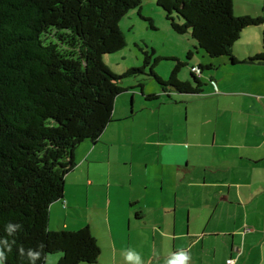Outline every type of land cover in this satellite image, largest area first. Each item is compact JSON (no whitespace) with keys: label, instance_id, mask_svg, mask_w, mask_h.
<instances>
[{"label":"trees","instance_id":"obj_1","mask_svg":"<svg viewBox=\"0 0 264 264\" xmlns=\"http://www.w3.org/2000/svg\"><path fill=\"white\" fill-rule=\"evenodd\" d=\"M155 1L171 29L189 33L206 54L201 57L207 62L191 65L189 79L178 78L185 64L179 59L167 78L157 75L153 66L159 58L152 56V47L141 49L140 67L121 75L104 64L103 54L125 45L118 23L128 10L136 8L154 28L151 18L141 15L143 0H0V249L5 241L12 245L4 264H29L18 249L40 250L41 244L36 264H45L53 254L58 264L98 260L100 246L88 225L50 229V205L64 196L77 146L97 142L113 120L118 94L125 90L118 83L121 77L149 66L167 101L177 103L172 91L201 95L207 82L214 83L221 57L229 63H264V44L244 59L233 54L244 29L264 23V4L252 16L235 15L233 0ZM206 71L211 75L204 80ZM140 94L145 100L161 95L144 94L142 85ZM132 114L130 108L129 118ZM10 222L22 228L9 235Z\"/></svg>","mask_w":264,"mask_h":264},{"label":"crops","instance_id":"obj_2","mask_svg":"<svg viewBox=\"0 0 264 264\" xmlns=\"http://www.w3.org/2000/svg\"><path fill=\"white\" fill-rule=\"evenodd\" d=\"M262 49L252 42L246 48L235 43L233 54L240 60ZM216 62V80L207 82L203 94L165 101L172 104L169 120L145 124L138 144L141 173L133 170L136 159H124L125 175L112 181L116 159L101 135L95 143L83 141L86 150L78 158L80 145L75 149L76 165L66 176L79 169L81 182L91 184L90 173L99 174L108 187H93V197L91 187L76 188L77 195L64 187L63 198L50 205L49 222L51 211L72 219L69 209L78 207L73 200L88 207L94 199L104 226L99 232L92 219L86 223L100 246L93 264H128V250L138 253L143 264H163L169 252L179 249L189 254L188 264H226L228 258L233 264H264V63H229L225 57ZM117 102L105 131L109 126L117 131L113 124L129 118L128 107L119 109ZM127 143L134 154L131 138ZM99 165L107 169H96ZM138 175L140 187H110L125 181L132 185ZM65 223L59 219V228L81 227ZM45 264H55L51 255Z\"/></svg>","mask_w":264,"mask_h":264},{"label":"rangeland","instance_id":"obj_3","mask_svg":"<svg viewBox=\"0 0 264 264\" xmlns=\"http://www.w3.org/2000/svg\"><path fill=\"white\" fill-rule=\"evenodd\" d=\"M264 4V0H233V11L235 15H252L255 16L260 13L261 6ZM141 15L144 17H149L152 20L154 28H150L148 21L142 19L138 15V10L132 8L124 14L120 19L118 25L122 31L125 39V45L117 51L106 53L102 55V60L104 64L115 74L121 75L128 68L140 67L143 63V53L141 49L147 47H152L155 50L153 57H158V61L153 66L154 72L163 77L167 78L171 72L174 64L179 59L184 65H182L178 72V78L180 79H189L190 78V67L191 65L197 64L198 60L201 59V55L204 54L203 50L197 48L195 40L191 37L189 33L179 34L174 32L170 25L169 21L166 20L164 12L162 9L157 6L155 0H143L141 4ZM252 42L257 44L258 48H261L264 44V23L260 26H249L244 29L241 33L238 40H236V45L240 46L243 44L245 48L247 43ZM192 52V58H187V52ZM207 57V56H205ZM217 59V58H215ZM217 63V62H216ZM149 66H145L142 72H136L132 75L123 76L118 80V83L125 89L118 94V104L120 103L119 109H126L128 107L129 113L130 108L133 109V114L130 118L122 120L119 123H114L113 127L117 126V131L112 130L109 126L108 129H105L101 133V138L106 140L109 143L110 147V157L111 159H116L115 163L112 165V171L115 175V178H112V181H117V178H123L125 171L127 170V165L123 164V160L136 159L137 164L133 166L135 173L143 171L144 167L140 164L142 162L141 154L139 151V145H142L143 142V133L145 128H143L150 122H157L159 120L166 122L171 117L172 104L165 103L167 101L165 93L161 90L160 84L156 79L149 75ZM207 72V71H206ZM226 70H222V73ZM140 85L143 86L144 94L148 93H158L161 94L159 99L156 100H145L144 96L140 94ZM172 98H179L182 95H177L176 92H171ZM160 102L161 104H155ZM145 103H153V107H160V109H154L151 106H144ZM179 105V104H175ZM151 107V108H150ZM184 111V106L181 107ZM182 111V116H183ZM131 138L134 146V154L130 152V146L132 145L127 143ZM86 143H80L76 158L80 156L86 150ZM98 147L105 148L107 145L98 144ZM93 155L100 156L103 158V154L97 151L93 152ZM139 159V163H138ZM107 166L99 165L96 169L103 171ZM74 172V171H73ZM72 172V173H73ZM100 173V172H99ZM94 175V177H93ZM93 182L91 184L82 183L80 179V170L76 169L72 175L66 176L65 186L67 189L72 187L73 194H78L76 188L78 187H91L90 197H93L92 191L93 187H108L106 179L93 173H90ZM123 180H127L123 179ZM132 185L123 183H113L110 187H140V176L133 177ZM128 181V180H127ZM69 197L72 199V193H69ZM96 197V196H95ZM74 199V198H73ZM92 200L89 199L88 207L85 206V203L78 204L75 200L73 202L78 205L77 209H69L72 219H69L68 215L66 218H63L66 215L60 213V216L54 211H51L50 215V227L53 226L55 229H59L58 220L65 219L66 225L74 227L77 222L83 227L86 223L90 222L92 219L97 229L100 230L104 226L102 221V216L99 214V210L93 208ZM70 224V225H69ZM53 262L58 264V256L53 254Z\"/></svg>","mask_w":264,"mask_h":264},{"label":"clouds","instance_id":"obj_4","mask_svg":"<svg viewBox=\"0 0 264 264\" xmlns=\"http://www.w3.org/2000/svg\"><path fill=\"white\" fill-rule=\"evenodd\" d=\"M22 225L20 223H8L6 226V231L9 235H12L13 232H16L17 229H21ZM15 243V240L12 241V244ZM5 247L3 249H0V264H4L6 260V253L7 251H12V245L8 244L7 241H5ZM40 250H34L32 248L27 249V252H25V249L23 247H20L18 249L19 254L23 256H27L29 260V264H36L37 260H41V252L43 249V245L41 244ZM125 261L128 262V264H143L141 257L138 253L128 250L125 257ZM190 259L189 254L184 251L183 249H179L175 252H169L167 256L163 260V264H188V261Z\"/></svg>","mask_w":264,"mask_h":264},{"label":"built area","instance_id":"obj_5","mask_svg":"<svg viewBox=\"0 0 264 264\" xmlns=\"http://www.w3.org/2000/svg\"><path fill=\"white\" fill-rule=\"evenodd\" d=\"M226 263H227V264H233V259H227V260H226Z\"/></svg>","mask_w":264,"mask_h":264}]
</instances>
